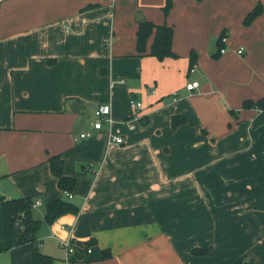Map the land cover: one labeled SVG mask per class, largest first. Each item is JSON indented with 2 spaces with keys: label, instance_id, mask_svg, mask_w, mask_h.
Returning a JSON list of instances; mask_svg holds the SVG:
<instances>
[{
  "label": "crops",
  "instance_id": "obj_1",
  "mask_svg": "<svg viewBox=\"0 0 264 264\" xmlns=\"http://www.w3.org/2000/svg\"><path fill=\"white\" fill-rule=\"evenodd\" d=\"M137 12L172 26L173 56L149 53L153 34L137 52ZM263 96L264 0H0V196L33 199L48 264H264V108L243 106ZM100 103L111 121L96 129ZM55 198L77 212L46 222ZM0 236V264H33L1 205Z\"/></svg>",
  "mask_w": 264,
  "mask_h": 264
},
{
  "label": "trees",
  "instance_id": "obj_2",
  "mask_svg": "<svg viewBox=\"0 0 264 264\" xmlns=\"http://www.w3.org/2000/svg\"><path fill=\"white\" fill-rule=\"evenodd\" d=\"M170 8V2L166 1L163 5V12L167 13ZM261 11L260 4H257L252 10H250L244 17L243 22L248 24L257 14ZM153 34V40L151 42L149 53L154 55L158 59H163L167 56H173L174 52L171 48L173 28L168 24H155L152 21L142 19L139 21L136 31V49L138 53L145 51V43L148 37ZM223 33L217 38L216 49L218 50L222 45L221 41ZM195 53L190 56L189 68L193 65ZM243 106H255L258 108H264V96L256 100H244ZM180 120L176 117L172 119V125L175 126ZM49 165L52 173L57 177L58 186L66 192H71L75 186L76 179L72 176H66L63 173V161L57 156H51L49 158ZM33 199L30 197H13L4 198L0 196V205L2 206L6 220L8 222L13 240L15 244L29 241L32 243V262L33 264H48L52 257L41 252L38 248L35 232L39 228L40 221L33 218L32 206ZM78 207L63 198H55L45 203L44 220L48 223L52 222L58 215L65 212H77ZM93 240H88V244H91ZM5 247L2 243L0 236V251ZM192 251L197 254L203 253L205 250L201 248H193ZM102 257H106L109 253L102 249Z\"/></svg>",
  "mask_w": 264,
  "mask_h": 264
},
{
  "label": "built area",
  "instance_id": "obj_3",
  "mask_svg": "<svg viewBox=\"0 0 264 264\" xmlns=\"http://www.w3.org/2000/svg\"><path fill=\"white\" fill-rule=\"evenodd\" d=\"M225 39H226L225 36H222L221 41H223V43H224ZM224 50H225L224 47H220L219 48V52H224ZM237 51L240 53L242 51V48L241 47L238 48ZM190 70L192 71L193 68H191ZM197 86H198V81L197 80L191 79V80H188L186 82V88L188 90L194 89ZM130 104H131V106H132V108L134 110H137V109L142 107V102L141 101H136V100L131 99L130 100ZM110 109L111 108H110V105L108 103H100V104H98L94 108V110L92 112L93 115H94V120L91 121V126L93 128L99 129L102 126V121H104V120L111 121L110 116H109L110 115ZM126 122H128V120ZM90 135H91V131L85 129V130L80 131L77 134V138H79V139L80 138H85V137H88ZM122 141H123V139H122V137L120 135H115V134H111L110 135L109 143H113V142L114 143H120ZM65 193L68 196H71L70 192H65ZM35 202L38 203L39 200H37ZM62 245L64 246V248L67 250L68 253H73V252L76 251L74 244L71 241H69V240L62 241ZM90 251H91V248L87 247L86 248V252H90Z\"/></svg>",
  "mask_w": 264,
  "mask_h": 264
},
{
  "label": "water",
  "instance_id": "obj_4",
  "mask_svg": "<svg viewBox=\"0 0 264 264\" xmlns=\"http://www.w3.org/2000/svg\"><path fill=\"white\" fill-rule=\"evenodd\" d=\"M142 17H143L142 14L140 12H137L136 19L137 20H141ZM74 106L77 107V108L74 109ZM67 107L69 109H71V110H77V109L79 110L80 109L79 102L76 99L70 100V102L68 103ZM89 113H90V109H88V108H83L82 109V114H81L79 120L77 121V123L75 124V128L76 129L79 130L86 123V118L89 115Z\"/></svg>",
  "mask_w": 264,
  "mask_h": 264
}]
</instances>
